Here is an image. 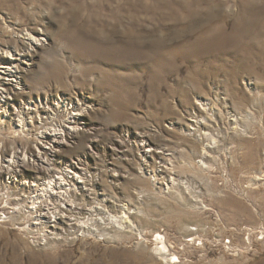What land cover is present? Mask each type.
Wrapping results in <instances>:
<instances>
[{"label": "rangeland", "instance_id": "1", "mask_svg": "<svg viewBox=\"0 0 264 264\" xmlns=\"http://www.w3.org/2000/svg\"><path fill=\"white\" fill-rule=\"evenodd\" d=\"M0 56V264H264V0H0Z\"/></svg>", "mask_w": 264, "mask_h": 264}, {"label": "bare ground", "instance_id": "2", "mask_svg": "<svg viewBox=\"0 0 264 264\" xmlns=\"http://www.w3.org/2000/svg\"><path fill=\"white\" fill-rule=\"evenodd\" d=\"M15 30L16 29H13V34H16L15 33ZM18 36V35H17ZM28 36H30L31 37V35L30 34H28ZM4 53H6V54H10L9 53V51H5ZM6 68H7V64H5V62L3 61V57H1L0 56V69H3L4 71H7L6 70ZM16 68V67H15ZM0 73H4L2 70H0ZM4 85H2V83L0 84V89H3V91H6V92H9L10 91V89L11 88H7V87H3ZM31 103V102H30ZM46 110V109H45ZM45 110L44 109H40V110H38V111H36V113H39V112H44L45 113ZM233 110V109H232ZM32 109H30L29 107L27 108V112H24V115H29V114H31L32 113ZM208 111H210V113L212 114L213 113V110H211V109H209ZM35 113V112H34ZM43 113V114H44ZM214 114V113H213ZM196 117V116H195ZM211 118H213V116H210ZM232 117H234V119H236L235 118V116H232ZM201 118V117H200ZM238 118V117H237ZM43 120H45V119H47L46 117L45 118H42ZM192 120V119H191ZM217 120V119H216ZM231 120V119H230ZM202 121V119L201 120H198V121H194V122H192V124H190V126H197L199 129L203 126V127H205L206 129H207V131H208V129H211V127H210V124L211 123H215V118H213V119H209V117H207L206 116V118L204 117L203 118V121H205L204 123H202L201 122ZM238 121V120H237ZM44 122H46V121H44ZM234 123V122H233ZM31 124V123H30ZM41 124V123H40ZM46 124V123H45ZM45 124L44 125H42V127H45ZM234 124H237V123H234ZM201 125V126H200ZM212 125V124H211ZM233 126V125H232ZM23 128H26V125H25V123H23V126H22ZM237 127H238V125H237ZM46 128V127H45ZM219 128V127H218ZM236 128V127H235ZM205 129V130H206ZM204 133V132H203ZM202 133V134H203ZM199 134V133H198ZM208 134L209 133H207V132H205V134H203V135H207L208 136ZM197 136V135H196ZM195 137V136H194ZM211 137V136H210ZM198 138V137H197ZM211 140H212V138H211ZM216 140V139H215ZM212 142H213V140H212ZM210 144V143H209ZM209 146V145H208ZM204 148V147H203ZM212 149V148H211ZM206 154V153H205ZM81 178V177H80ZM52 182V181H51ZM54 182V181H53ZM60 183V182H59ZM63 183H70V182H68L67 180H65L64 179V181H63ZM51 184V183H50ZM61 185V184H60ZM70 185V184H69ZM39 187H41V191L42 190H44L45 192H46V190L48 189V187L45 185V184H41V185H37V184H34L33 183V185H31V187L29 188V190H28V192H30L29 194H34V196H35V194H36V191L38 190L39 191ZM58 187V186H57ZM74 188V187H73ZM54 189V188H53ZM58 190H62V191H64V194H65V198L66 199H68V200H70L71 202H72V204H75V205H79V204H77L76 203V201H75V199H74V197L70 194V192L67 190V189H65V188H63V187H59L58 188ZM76 190V189H75ZM37 191V192H38ZM47 193V192H46ZM38 194V193H37ZM48 194V193H47ZM94 194V193H93ZM96 194V193H95ZM95 194H94V201L96 200V201H98V202H96V203H94V205H98L99 207H101L102 209H99L100 210V212H101V210H103V211H105V209L106 210H108V207L105 205H103L102 204V201H107L106 200V198H103V199H101V200H99V199H96V196H97V194H96V196H95ZM42 195V194H41ZM12 196V195H11ZM104 197V196H103ZM105 197H106V195H105ZM27 198H29L30 200H32L31 198H34L32 201H27L28 199ZM26 199V200H25ZM25 199L23 200V199H19V198H15V199H13V200H16L17 202L19 201V200H22L21 202H23L26 206H25V208H27V210H28V212H27V215H29V216H32V217H35V216H37V214L38 213H41L43 210H42V202H39V203H41V206H39V207H34L33 205L35 204V203H37L38 201H39V199H40V193H39V195H37V196H35V197H25ZM42 199H43V196H42ZM43 201V200H42ZM29 206H28V205ZM45 204V203H44ZM116 204H117V202H116ZM53 205H54V209L53 210H50V209H48V213H50L51 215H54L55 216V212H56V210H58L59 209V207H61V209H63V206H61V204L59 203V205L60 206H56V202H53ZM86 206L87 205H89V207H90V209H92V206H93V203H88V204H85ZM46 206V205H45ZM48 206V205H47ZM114 205H111L109 208H110V210H111V208L113 207ZM19 207H20V204H19ZM20 209V208H19ZM93 210V209H92ZM23 211V210H22ZM112 211H114V210H112ZM128 211H130L129 209H128ZM67 213L68 212V214L70 215L69 217H71V218H73V220H71V221H76V223H78V224H80V225H83V226H85L86 228L88 227V223H90V225L92 224V226H95V227H98V228H94L92 231H97V233L100 235V236H104L103 235V233H104V231L106 232V230H108L109 228H108V226L107 225H113V224H115V227H116V223L117 222H120L121 223V225H122V223H124V224H130L131 223V221L128 219L129 217H127L126 216V214L124 213V212H126V211H124L123 213H122V215L121 216H117V215H112L111 213H110V211H108L109 213L108 214H104V215H102V214H99V213H97V214H93V213H89V215L88 216H83V217H81L82 215H80V213H79V216L78 215H74L73 213H69L70 211L69 210H61L60 211V213L61 214H63V213ZM18 213H19V211H18ZM57 213V212H56ZM14 215V214H13ZM19 215V214H18ZM21 215H23V214H21ZM56 215H58V214H56ZM29 216H28V218H29ZM96 216H98V218H99V220H97V219H95L94 217H96ZM12 217V216H11ZM18 217V216H17ZM56 217V216H55ZM9 218H10V216H9ZM16 218V217H15ZM87 218V219H86ZM11 219V218H10ZM13 219V218H12ZM31 219V218H30ZM62 218H60V220H61ZM16 220H18V219H16ZM38 220V219H37ZM86 220H88V223L86 224V223H84L83 221H86ZM29 221V220H28ZM33 221V220H32ZM41 221V220H40ZM62 221V220H61ZM70 221V222H71ZM79 221H82V222H79ZM99 221H102V224L103 225H105V227L106 228H101V223H99ZM69 222V221H68ZM32 225H34V227L33 228H37V227H40V224L41 223H39L38 221L36 222L35 221V223H31ZM66 224V226L68 227V224L69 223H65ZM123 224V225H124ZM42 227V226H41ZM114 227V228H115ZM65 228V227H64ZM64 228H58V226H54V230L56 231V230H58V229H60L61 231H63V229ZM89 228V227H88ZM111 228V227H110ZM113 229V228H112ZM37 230H38V232L39 231H41V229L40 228H37ZM79 230H80V228H79V226H77V225H70L68 228H65V230L63 231V236H65L66 238H68V237H70V236H72V235H74V234H76V232H79ZM90 230V229H89ZM88 232V231H87ZM110 232V231H109ZM49 234H53V235H57L58 236V238H56V240H61V238H60V236H61V234H59V233H55L54 231L52 232V233H49ZM109 235V233L107 232V236ZM56 236V237H57ZM47 237V236H46ZM49 238V237H48ZM109 237H105V239H108ZM54 240V239H53ZM162 250V249H161ZM164 250V249H163ZM164 252H165V250H164Z\"/></svg>", "mask_w": 264, "mask_h": 264}, {"label": "built area", "instance_id": "3", "mask_svg": "<svg viewBox=\"0 0 264 264\" xmlns=\"http://www.w3.org/2000/svg\"><path fill=\"white\" fill-rule=\"evenodd\" d=\"M13 195V194H12Z\"/></svg>", "mask_w": 264, "mask_h": 264}]
</instances>
